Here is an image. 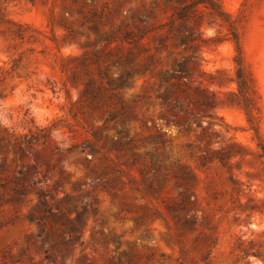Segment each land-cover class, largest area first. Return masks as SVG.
I'll return each mask as SVG.
<instances>
[{
    "label": "rangeland",
    "instance_id": "374dc122",
    "mask_svg": "<svg viewBox=\"0 0 264 264\" xmlns=\"http://www.w3.org/2000/svg\"><path fill=\"white\" fill-rule=\"evenodd\" d=\"M189 2L0 0V264H264L243 259L238 249L250 241L264 246V215L247 217L238 208V201H251L264 210V161L256 157L254 130L259 125L264 141V0H220L227 22L205 11L194 29L202 73L188 81L217 94L216 130L247 153L228 168L202 164L198 132L161 118L160 80L174 60L166 53L153 76L133 77L121 91L130 107L125 125H104L81 103L87 53H101V60L108 54L109 78L117 79V56L135 57L145 47L153 55L162 38L155 31L146 46H121L117 30L138 17L165 24ZM230 25L262 97L253 124L228 103L237 89ZM182 41L174 40L175 55ZM96 67L88 68L95 78ZM28 134L30 144L18 151L16 138ZM157 137L165 143L161 162ZM113 181L114 193L102 188ZM156 208L165 221L154 216Z\"/></svg>",
    "mask_w": 264,
    "mask_h": 264
},
{
    "label": "trees",
    "instance_id": "16d2710c",
    "mask_svg": "<svg viewBox=\"0 0 264 264\" xmlns=\"http://www.w3.org/2000/svg\"><path fill=\"white\" fill-rule=\"evenodd\" d=\"M205 11L223 22H227L220 0H190L189 4L181 7L165 24L156 26L150 22L149 18L138 17L133 21L134 24L132 26L126 24L124 27H120L117 30L118 36L114 41L115 43L121 46H131L132 44L146 46V41L150 39V34L155 31H161L160 47L155 48L153 55L148 54L149 49L145 47L144 52L139 53L135 57L131 53L117 56L118 64L122 71V75L117 79L109 78L111 65H108L107 60H105L108 54H103L104 60H101V53H87L85 55L87 59L83 62L82 67L90 78L83 84L81 103L88 111L102 115L104 125L109 123L125 125L128 121L127 114L130 111V107L123 105L120 95L121 91L124 90L128 81L133 77L153 76L156 60L160 62L162 55L166 53L168 60L172 58L174 60L172 68L167 70L160 80V87L163 89L158 95L162 108L161 118L167 125H174L180 131L188 133L198 132L197 140L205 143L204 150L196 155V158L202 164L207 165L216 162L222 168H228L229 161L234 158L243 159L247 156V153L242 148L235 149L227 144V141L221 138L220 133L216 130L218 124L215 121L219 119L217 94L188 81V77L191 74L202 73L203 60L199 45L202 40L196 35L194 29L198 26ZM97 18H102V15L97 16ZM176 22L181 25L176 26ZM229 32L231 40L236 47V56L233 59L234 77L232 81L236 83L237 89L235 92L228 94V103L231 106L243 109L248 115V122L253 124L251 114H255L260 110L259 104L262 97L259 94L252 70L245 60L238 29L230 25ZM180 37H183L180 46L182 50L175 55L173 51L174 47H176L174 40ZM177 56H182V60H187L188 63L184 64ZM91 65L97 66V78L93 77L88 70ZM62 68L65 70L64 65ZM125 69L128 70V73H124ZM52 127L55 126L53 125ZM52 130L47 131V129H44L43 131L48 134ZM254 130L258 140L256 157L264 161V141L259 135V125ZM32 137L33 135L28 134L16 138L15 145L17 150L22 152L23 146L30 144ZM156 139H158L156 143L159 152L156 159L161 162L162 152L160 150L165 146V143L162 137H157ZM57 150L60 151L59 148ZM64 150L71 152L72 148ZM90 173H87V176H90ZM115 187V181L102 185V188L109 193H114ZM1 188L5 189V186H1ZM239 195V191H232V196L238 197ZM250 202L244 206L238 201L239 210L245 213L247 217H251L254 213L264 215L262 208L255 205L251 206L249 205ZM188 205L190 207L194 206L191 202ZM154 216L165 221L164 213L158 208H156ZM259 236L264 238V232ZM263 247V245L258 246L254 241H250L242 242L238 249L243 259L257 257L264 260V256L261 254ZM209 256L210 254H206L203 260L207 261Z\"/></svg>",
    "mask_w": 264,
    "mask_h": 264
}]
</instances>
